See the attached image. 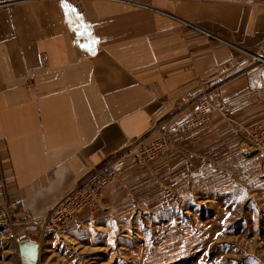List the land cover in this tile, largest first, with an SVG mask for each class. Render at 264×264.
<instances>
[{
    "label": "crops",
    "instance_id": "0c3cea01",
    "mask_svg": "<svg viewBox=\"0 0 264 264\" xmlns=\"http://www.w3.org/2000/svg\"><path fill=\"white\" fill-rule=\"evenodd\" d=\"M207 98L227 116L181 134L185 163L249 153L264 124V0H0V185L20 221L108 164L124 172L134 142L184 127Z\"/></svg>",
    "mask_w": 264,
    "mask_h": 264
},
{
    "label": "rangeland",
    "instance_id": "374dc122",
    "mask_svg": "<svg viewBox=\"0 0 264 264\" xmlns=\"http://www.w3.org/2000/svg\"><path fill=\"white\" fill-rule=\"evenodd\" d=\"M224 104L214 115L227 116ZM193 121L134 142L125 155L133 165L95 211L56 226L19 220L35 260L0 229V264H264V150L248 137L246 155L209 148L204 163H185L176 144Z\"/></svg>",
    "mask_w": 264,
    "mask_h": 264
},
{
    "label": "built area",
    "instance_id": "2783aa9c",
    "mask_svg": "<svg viewBox=\"0 0 264 264\" xmlns=\"http://www.w3.org/2000/svg\"><path fill=\"white\" fill-rule=\"evenodd\" d=\"M78 11V9H77ZM218 111L224 113L226 105L220 102H213L211 99H205L198 104L197 114L194 121L186 128H195L204 125ZM254 146L264 150V124L247 133ZM116 162L108 164L106 167L98 170L95 174L83 181L78 188L69 194L65 199L57 203L44 217L48 226H56L65 223L81 212L86 210L95 211L99 206L100 197L103 191L109 187L118 177ZM0 229L6 231L12 238L16 239L20 248L29 245V228L17 233L19 222V203L7 198V189L4 184L0 185ZM47 227V226H46ZM16 230V231H15Z\"/></svg>",
    "mask_w": 264,
    "mask_h": 264
},
{
    "label": "water",
    "instance_id": "95a60500",
    "mask_svg": "<svg viewBox=\"0 0 264 264\" xmlns=\"http://www.w3.org/2000/svg\"><path fill=\"white\" fill-rule=\"evenodd\" d=\"M26 248H27V245L22 246V247H21V253H22L24 256H28V257L31 258L32 260H35V259H36V256H37V255H36V252L31 250L32 252L30 251V255H26V254H27L26 252L28 251V250L26 251ZM34 249H35V248H34ZM25 261H26V262H29L30 259H27V257H25Z\"/></svg>",
    "mask_w": 264,
    "mask_h": 264
},
{
    "label": "bare ground",
    "instance_id": "6f19581e",
    "mask_svg": "<svg viewBox=\"0 0 264 264\" xmlns=\"http://www.w3.org/2000/svg\"><path fill=\"white\" fill-rule=\"evenodd\" d=\"M21 249V248H20Z\"/></svg>",
    "mask_w": 264,
    "mask_h": 264
}]
</instances>
